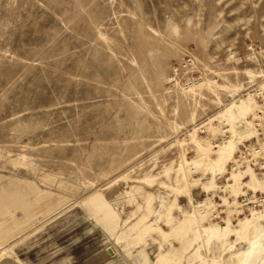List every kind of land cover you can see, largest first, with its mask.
<instances>
[{
	"label": "rangeland",
	"instance_id": "rangeland-1",
	"mask_svg": "<svg viewBox=\"0 0 264 264\" xmlns=\"http://www.w3.org/2000/svg\"><path fill=\"white\" fill-rule=\"evenodd\" d=\"M245 99L260 116H247L255 137L234 136V161L205 190L211 174L185 164L199 156L187 136L222 145L244 123L213 119ZM258 132L264 0H0V191L23 188L3 217L18 238L0 247V264H156L164 254L195 264V250L230 264L215 238L182 252L172 233L207 198L215 208L202 227L235 230L264 210L240 200L264 191L240 186L234 197L226 182L251 169L236 156L262 146ZM140 217L152 232L137 239Z\"/></svg>",
	"mask_w": 264,
	"mask_h": 264
},
{
	"label": "bare ground",
	"instance_id": "bare-ground-1",
	"mask_svg": "<svg viewBox=\"0 0 264 264\" xmlns=\"http://www.w3.org/2000/svg\"><path fill=\"white\" fill-rule=\"evenodd\" d=\"M252 99V98H251ZM251 102L250 99H245L240 101V105L236 106V113H232V107L226 108L220 116L214 118L213 120H220L222 117H226L227 121L231 124H234L238 120H242L245 128L241 131H236L232 128V138L227 141H224L222 145L211 146L210 144L202 145L201 143L195 140L194 134H189L188 139L195 144L197 147V151L199 153L198 159L192 161V165H200L204 166V170L211 174V179L207 184L203 185L205 190L213 189L214 180L217 175L224 174L226 164L233 160L235 143L234 136H238L239 140L246 139L249 140L255 137V131L253 129V125L251 121L247 120L248 115H252L253 118H260L259 113H255V109H251L248 104ZM257 108V106H256ZM259 109V108H258ZM256 109V110H258ZM262 117V116H261ZM212 120V119H211ZM212 122V121H211ZM218 130H214L213 134L217 133ZM257 134H261L262 138V146L257 144L256 139L254 143L251 145H245L246 153L242 150H239L236 156L237 161L242 167H250L254 172V168L248 164V162H252L256 164L258 160H261L258 165L259 167L264 168V132ZM216 154L217 158L212 160L210 155ZM247 155L250 158H247ZM234 161V160H233ZM236 161V162H237ZM180 165V164H179ZM251 169H247L246 171H238L234 173H230V175L226 178V182L228 183L229 192L232 196L237 197L240 186L247 187L254 192L257 190L264 191V179L259 181L255 178V175L252 173ZM245 174L249 177V182L244 183L243 179L245 178ZM257 174V173H256ZM264 175V173H262ZM184 177V176H183ZM184 179V178H183ZM186 186V185H185ZM184 187V186H183ZM176 188V187H175ZM181 190V189H180ZM172 191L180 193V191L176 189H172ZM183 191V190H182ZM251 198V197H250ZM249 198V199H250ZM254 199V198H253ZM252 199V201H253ZM261 201H264V197L261 198L259 202H257L258 206ZM224 203L230 205L227 199L223 200ZM171 206H174L172 204ZM241 207L237 205L236 208ZM215 208V204L212 202V199L207 198L203 202L197 203L193 205V213L184 215L183 219L178 222L177 228L175 232H173L172 236L174 238H178L183 236L185 241L182 243L181 251L187 252L194 246L196 242H199L201 235L206 237L205 244L208 245L211 239L215 238L219 243V249L221 251H229L230 256L228 261H231L230 264H264V210L263 211H252L249 218H245L244 220L238 223L239 228L235 230H231L229 225V220H224L220 225L216 228L210 227H202L201 224L207 220L213 210ZM253 210V209H252ZM238 212V211H236ZM150 223H147L146 217H140L136 220V222L131 227V230L136 233L137 239H142L149 235L152 230L150 228ZM171 234V233H170ZM230 234L236 235L237 239L243 240L247 243L248 248L246 250H235V247L232 243L228 241V236ZM166 237V235H163ZM112 253L111 250H109ZM174 256V255H173ZM168 255H160L156 261V264H177L173 261L172 257ZM201 256L197 250L193 253L192 263L195 264H221L222 261L217 259H210L209 261L201 262ZM191 264V263H189Z\"/></svg>",
	"mask_w": 264,
	"mask_h": 264
},
{
	"label": "crops",
	"instance_id": "crops-1",
	"mask_svg": "<svg viewBox=\"0 0 264 264\" xmlns=\"http://www.w3.org/2000/svg\"><path fill=\"white\" fill-rule=\"evenodd\" d=\"M18 187H19V190L16 196H12L10 192L8 193V195L4 194L6 193L4 190H1L2 192L0 191V216H1L0 217V247L9 242L17 240L18 238V236L13 233L12 226H8L6 221H4L3 219L4 214H6L7 205H10L11 202L18 200L20 198V195L23 193V188L20 185H18ZM15 224H17V221ZM214 243H217V242H213L212 246ZM218 252H220L219 248H218Z\"/></svg>",
	"mask_w": 264,
	"mask_h": 264
},
{
	"label": "built area",
	"instance_id": "built-area-1",
	"mask_svg": "<svg viewBox=\"0 0 264 264\" xmlns=\"http://www.w3.org/2000/svg\"><path fill=\"white\" fill-rule=\"evenodd\" d=\"M259 137H261V134H258V138ZM240 147H241V150L246 153V147L244 145H240ZM247 158H250V156L247 155ZM259 162L260 161L258 160L256 164H253L252 162L249 161L248 164H250L254 169L262 171V170H264V168L263 167H259V165H258ZM242 196H243L242 199H240L242 203L252 204V205H257V202H259L261 200V198L264 197V195L260 194V193H257V194L256 193L255 194L254 193L253 194L249 193L247 195L245 194V195H242ZM251 196H253V198H254L253 201L254 202L252 201V199H249V197H251Z\"/></svg>",
	"mask_w": 264,
	"mask_h": 264
}]
</instances>
